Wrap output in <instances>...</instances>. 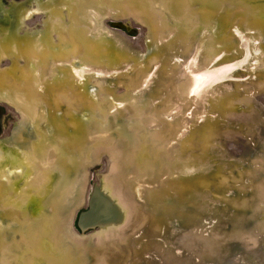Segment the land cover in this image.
Wrapping results in <instances>:
<instances>
[{
    "label": "bare ground",
    "instance_id": "6f19581e",
    "mask_svg": "<svg viewBox=\"0 0 264 264\" xmlns=\"http://www.w3.org/2000/svg\"><path fill=\"white\" fill-rule=\"evenodd\" d=\"M36 1L31 4L28 0H8L7 4H4L3 0H0V18L5 19L4 22H0V60L2 57L9 58L8 64L6 63L8 66L4 67L0 64V93H12V89L16 88L15 80L18 74L22 75V78L28 79V76H31L42 79V82L38 81V83L31 78L27 92L30 98L38 96L37 100L44 102L40 107L41 112L44 114L46 109L49 110L47 113L50 118L47 123L50 130L47 131L45 125L43 133L39 131L41 138L33 146L35 152L33 154L31 146L29 144L28 146L25 139L22 140L20 137L23 135L20 134L23 128L27 133L32 129L24 127L27 126L28 117L23 113L12 111L11 108L8 110L16 117L14 118L16 121L11 122L9 131L0 136V224L2 225L0 241L6 240L5 247L22 248V252L28 255L37 248L35 243L40 242L37 236L40 232L54 241V248L51 247L50 250L46 247L47 253L44 252L45 248L36 249V255L39 256L40 261L46 264H237L236 259L233 260L237 256L242 257L246 263L256 262L260 257L256 252L261 243L264 245V232L261 231L264 220L257 224L252 222L254 218L264 217V169L257 171L252 167L255 163H264V60L262 61L264 41L255 36L252 31H264V15L260 13L261 8H264V0H251L249 3L251 9L247 11L244 9V3L248 1L243 0H198L195 7H192L193 4L188 0L184 11H182L180 0L166 2L159 0L163 1L162 5L157 6L159 10L170 12L169 16L173 17L178 27L168 39L164 40L160 37L157 41L155 39L153 44L146 41L151 26L146 19L153 22V16L134 14L133 18L136 20L134 25L141 30L139 36L129 38L114 35V38L106 44L102 43V40L94 41L93 37L89 36L91 33L97 35L93 26L90 27L87 23L85 25L82 23V26L79 24V21L85 19L87 14L93 16L94 12L88 11L89 13L86 14L87 5L101 8L108 3L116 11L114 13L116 16H122L130 13L132 9L130 4L133 3L139 4V8L148 5L149 8L156 10L152 5L153 0H129L126 4H117L115 0ZM235 5L237 8L233 7ZM45 7L53 10L58 7V11L54 12L56 15L44 27ZM124 7L127 9H123ZM141 8L144 10L143 7ZM178 12L184 14L176 15ZM105 17L102 16V19ZM192 17L194 19H191ZM29 18H34L32 23ZM64 20H68L69 23L64 25ZM255 20L256 23H253ZM37 22L40 25H36ZM183 24L188 26L187 35L190 34V28L196 26L200 28L196 35L198 39L193 41L190 56L187 55L190 50L185 51V38L188 36L182 29ZM251 24L254 27H251ZM259 25L261 28L256 27ZM157 29L156 26L153 35H156ZM44 30L45 33H42ZM50 30L52 33H49ZM98 35L101 34L98 32ZM240 38L250 47L249 58L235 65L221 64L222 59L229 60V56L232 55L227 50L226 46H229L227 44L234 40L238 41ZM62 43L69 45L74 54V58L69 63L76 65L73 70L58 64V61H65ZM163 44H166L165 47L170 51L162 54L159 59L155 48L158 46L160 48ZM223 44L225 45L222 46ZM101 46L106 50L100 48ZM218 49L223 51L222 59L215 55L211 60L204 58L206 53ZM253 49L258 51L257 54L252 51ZM17 51L24 54L17 55L15 53ZM28 53L36 57L33 64L37 67L46 66L45 62L48 59L50 61V58H54V61H51L48 65L49 69L47 71L43 69L42 75L38 77L28 68L34 66L32 64L30 66L26 59ZM149 54H152L151 58H154L145 59ZM102 55L111 60L103 69L100 65L96 66L100 58L104 57ZM131 56L132 59H130ZM178 58L185 61L184 69L178 71L183 76V81L177 82V90L180 94L188 95L197 87L194 78L189 74L191 68L198 69V67L206 66L207 69L203 70L205 76L212 74L217 76L212 84H208L199 92L204 99L203 103L199 96L194 94L196 100L194 103L200 109L197 115L190 116L183 126L177 128L176 120L182 118L181 105L183 104L178 99L174 102L172 112L162 115L161 120L159 119V122L150 129L145 130L136 125L137 123H133V126L121 123L120 126L115 127L116 121L125 117V111L135 118H139V114L143 113L148 116L147 113L151 109L158 110L164 98L174 95L171 85L174 83L173 80L176 83L179 78V75L176 76L173 71L178 70L179 66L176 65ZM85 59L90 64V69L86 72L82 67L85 65ZM115 59L118 60L115 62ZM125 59L128 61L124 63ZM211 66L217 68H213L212 73H209ZM250 68H256L258 73L248 74L247 70ZM221 69L228 70L226 76L219 75ZM149 71L153 73L147 81ZM231 73L232 75H229ZM14 75H16L15 80ZM58 78H63V82L54 83ZM27 81H24L22 88L27 87ZM114 81H118V87L111 83ZM85 84L103 87L105 92L99 95L95 91L81 92V86ZM143 84L145 87H142ZM222 86L229 88L228 94L225 95L228 98L219 96L218 103L211 101L210 95L222 93L221 90H217ZM162 92L163 94L159 95ZM104 95H108V103L101 99ZM127 96L129 98H126ZM141 98L143 100L138 102ZM113 101L125 109L109 111L114 104ZM28 107L31 108V106ZM203 108L205 110L202 111ZM34 113H37V110ZM206 114L217 115V118L220 117L224 121L217 122ZM236 124L237 126H234ZM101 130L106 132L100 133ZM91 135L94 137H90ZM147 135L149 139H146ZM239 138L245 140V144L239 151L228 147L231 144H227L229 140L236 141ZM140 139L148 141L144 143ZM96 144H100L98 152L104 151L107 155L109 162L108 160L106 162L109 165L105 164L104 170L100 171L101 175L99 174L100 177H98L102 181L98 179L96 181L93 199L90 198L92 202L90 201L91 205L88 207L90 211H84L80 219L81 230L126 225L122 230L123 238L117 235L120 240L113 245L103 246L105 249L100 254H92L88 249L83 253L71 250L66 243L67 239L64 238L60 242V237L57 235L59 230L64 234L70 233L69 235L73 237L71 233L73 227H67L68 221L74 209L80 207L79 205L82 206L84 201L85 181L88 177L87 165L96 162L92 155L93 146ZM16 145H22L23 151H18ZM137 150L139 156L143 157L140 164L136 162V155L133 152L135 151L136 154ZM159 154L161 158L158 159ZM35 155L50 163L48 167H45L46 171L58 172L59 176L55 179L50 178L49 183L41 176L33 177V164H37ZM162 155H164L163 158L168 157L165 158L167 161L162 158ZM169 155L172 156L169 157ZM170 158H173L175 163H183L184 166L178 167L186 174L176 172L170 166ZM208 160H213L215 173H206V170L212 166ZM144 162L156 165L152 174L147 173L150 169L143 165ZM203 163L206 164L204 167L201 166ZM138 165L140 168L143 165L141 169H145L146 174L136 178L130 185V189L125 192L122 189L124 180L128 176L137 174ZM41 169L43 168L39 170ZM257 172L260 173L257 174ZM198 175H201V179L197 180ZM108 177L111 178L108 179ZM30 178L33 180L30 181ZM102 183L108 185L109 193L118 194L117 204L114 202V195H110L111 198L106 195V190L105 193L103 192ZM51 184L53 185L50 192L52 202L49 200L46 206L31 193L23 195L18 205H12L6 200L12 195L19 194L26 185H31V189L40 186L43 190L45 188L50 191ZM252 191L257 192L263 204L258 202L255 205L258 200L252 198L243 207L234 205L240 201L245 202L246 194ZM137 192L146 195L145 203H142L140 197H136ZM70 200L74 202L71 206ZM121 204L124 205L123 210ZM34 208L39 211L36 212L37 215L33 214ZM254 208H257L255 212ZM246 212H250V216L241 214ZM47 213L53 219L61 216V220L56 225L52 222L47 224L49 218L46 216ZM205 213L213 214L211 223L214 225L211 224L209 229L203 221L194 223L200 219L199 215ZM234 213L237 216H233ZM116 215H118L117 218ZM8 217L12 219L11 221H15L13 227L16 231L6 225ZM219 218L224 220L215 223L214 221ZM228 219L232 220L229 224ZM117 220L119 223L115 224ZM42 221L45 226L41 229ZM169 221L173 223V226L181 227V230L170 229L173 226ZM98 224L101 225L98 226ZM186 225L192 227L187 234H184L182 228ZM255 225H258L257 229L254 228L257 227ZM51 226L54 227L49 230ZM226 226L229 228L220 230ZM216 227L219 229L214 232ZM174 228L178 229V227ZM141 231L143 233L136 238ZM75 234L78 237L76 232ZM53 236L55 238H52ZM104 237H106L104 240L107 239V236L104 235ZM73 238L75 239V236ZM133 238L136 239L132 241ZM109 240L112 239L109 238ZM1 242L3 244V241ZM174 245H177L179 249L177 253L171 250L176 248ZM190 246L192 249L189 248ZM58 247L61 254L55 257L51 252ZM236 251L241 254L232 257L230 261L229 255ZM67 253H70V257H67ZM102 254L106 256V260L103 259ZM10 262L11 264L24 263V261L21 263L18 257ZM4 263L7 264L6 261Z\"/></svg>",
    "mask_w": 264,
    "mask_h": 264
},
{
    "label": "rangeland",
    "instance_id": "374dc122",
    "mask_svg": "<svg viewBox=\"0 0 264 264\" xmlns=\"http://www.w3.org/2000/svg\"><path fill=\"white\" fill-rule=\"evenodd\" d=\"M16 1H21V0H16ZM28 1H30L31 2V4H33V3H35V1L36 0H28ZM127 1H129V0H118V1H116L115 0V3H120V4H126L127 3ZM188 0H180V3H181V8L183 9L182 11H184V9L186 8V2H187ZM197 1L198 0H196V2L195 3H193V6L192 7H195V5L197 4ZM3 2H4V4H7V2H8V0H3ZM38 1H36V3H37ZM248 3H251L250 1H248ZM236 5H237V2L235 3ZM36 5H38V3L36 4ZM233 6L234 8H237V6ZM32 6V5H31ZM105 7L104 8H95V6H93V5H87L85 8H86V14L87 13H89V12H94L92 15L93 16H90V14H87L86 15V18L85 19H82L81 21H79V24H81V26H82V23H83V25H85V23H87V24H89V26L90 27H94V29H95V31L94 32H96L97 33V35H93L92 33V35L90 34L89 36H92L93 38L92 39H94V41L96 40V41H100V40H102V43H109L110 42V40L111 39H113L114 38V35H115V37L116 36H118V37H123V36H125V37H129V38H135V37H138L139 36V34H140V32H141V30L137 27V25H131L132 23H131V20H132V22H133V24H134V22L136 21L134 18H133V15L135 14H138V13H140V14H142V15H144L145 17H149V16H153V18H155L156 19V22H158V24H159V19L158 18H156L155 17V15L154 14H156V13H154V12H160V13H162V19H163V21H164V23H165V27H164V29H167L166 31H159V34H160V37L162 38V36H163V38L162 39H164V40H166V39H168V37H170V36H172L174 33H175V30L177 29V27H176V25H175V21L173 20V17L171 16H169V13L170 12H167L166 10L164 11V10H159V9H156V10H154V9H152V8H149L150 6H148V5H146V6H141V7H143L144 8V10H142V8L140 9L138 6H139V4H135V3H133V4H130V8H132L129 12L132 14H129V13H125L124 15H122V16H116V14H114V13H116V11L114 10V8L112 7V5H110V4H106V5H104ZM127 7H128V5H126ZM38 8V7H37ZM149 8V9H148ZM147 9L149 10V11H147ZM186 10V9H185ZM30 11V10H29ZM55 11H58V7H55V10H53L52 8L51 9H49L48 7H45L44 8V13L46 14V17H45V21H44V24H43V26L45 27V25H46V23L50 20V21H52L51 19H52V17H54L56 14L54 13ZM89 11V12H88ZM152 13H151V12ZM181 11V10H180ZM59 12L61 13V10H60V8H59ZM148 13H149V15H148ZM180 12H178V13H176V15H179V16H182L184 13H181V14H179ZM89 15V16H88ZM106 17H105V16ZM167 15H168V17H167ZM102 16L103 17H105L104 19H102ZM256 16V15H255ZM135 17V16H134ZM191 17V16H190ZM257 18H259V16H256ZM132 18V19H131ZM191 19H194V17H192ZM4 18L2 19V18H0V22L2 23V22H4ZM33 20H34V18H29V21H30V23H32L33 22ZM103 20V21H102ZM102 21V22H101ZM146 21L148 22V24L150 25V23H151V21L149 20V19H146ZM18 21H16V23H17ZM64 22V25H67L68 23H69V21L68 20H64L63 21ZM169 22L171 23V24H169ZM262 22H263V20H262ZM189 23V22H188ZM62 25H63V23H61ZM36 25H40L38 22L36 23ZM62 25H60V26H62ZM125 25V26H124ZM184 25V24H183ZM182 25V29H183V31H184V33L187 35V32H189L188 31V26H186V24L183 26ZM168 26V27H167ZM156 26L155 25H153V26H150V31H149V36H148V39L146 40L147 41V43H151V44H153L152 42H155V39H156V41H157V38H156V35L154 34L153 35V33H154V28H155ZM59 28V27H58ZM113 29V30H112ZM54 30V29H53ZM89 30V29H88ZM115 30V31H114ZM52 33V31L50 30L49 31V33ZM98 32L101 34L100 36L98 35ZM117 32V33H116ZM42 33H45V30L42 32ZM120 33V34H119ZM111 34V35H110ZM113 35V36H112ZM152 35H153V37H152ZM188 36V35H187ZM124 37V38H125ZM106 38V39H105ZM144 39H146V38H144ZM198 39V38H197ZM191 40V37H186L185 38V43H186V50L185 51H187V49L189 48V41ZM208 40V39H207ZM109 41V42H108ZM63 44V46L62 47H64V50H63V57H64V59L63 60H65V61H58L59 63V65H65V66H68L69 67V69H71V70H73V69H75L76 68V65H72V64H69L70 62H71V59L72 58H74V54H72V50H71V47L69 46V45H66L65 43H62ZM101 45H103V44H101ZM52 46V45H51ZM69 46V47H68ZM104 46V45H103ZM103 46H101L100 48H103V49H105L106 50V48L105 47H103ZM34 47H35V45H34ZM52 47H54V46H52ZM191 47V46H190ZM36 48V47H35ZM102 49V50H103ZM255 54H257V50H252ZM216 54H215V57H218L219 59H222V56H223V51H222V49H218V50H216ZM17 55H23L24 53H20L19 51H17V52H15ZM35 53V52H34ZM212 53V52H211ZM211 53H206V55H204V58H208V56H209V54H211ZM152 54H149V56H147V57H145V59H148V58H151L152 56H151ZM245 52L244 51H242L241 52V55L239 56V57H236V58H234V59H232V60H226L225 58L224 59H222V63L221 64H223V65H226V64H230V63H237V62H242L243 60H244V58H245ZM102 56H104V55H102ZM248 57V56H247ZM35 58L36 57H32V54L31 53H28V56H26V59L29 61V63H30V66H31V64L32 65H34L33 63H35L34 61H35ZM133 57L131 56V58L130 59H132ZM143 58V57H142ZM154 58V57H153ZM153 58H151V59H153ZM214 58V57H213ZM213 58H211V59H213ZM249 58V57H248ZM110 58L109 57H101L100 58V60H99V62L96 64V66H101V68L103 69V68H106L107 67V63H108V61H111V60H109ZM211 59H209V60H211ZM49 60V59H48ZM47 60V61H48ZM264 59H262V61H263ZM6 61V62H5ZM8 61H9V58H7V57H2V59L0 60V64L3 66L4 65V67H6V66H8L7 64H8ZM45 62V65L46 66H44V67H37L36 65H34V66H32V68H30V67H28L31 71H33V73H35L36 75H38V77L39 76H41L42 75V73H43V69L44 70H48L49 68H48V65H49V63H51V61H54V58H50V61H48V62ZM124 61V63L126 62V61H128V59L126 60H123ZM144 61H146V60H144ZM2 62H4V63H2ZM7 63V64H6ZM141 63H143V62H141ZM57 64V63H56ZM84 64L85 65H83L82 67L84 68V72H86L88 69H90V64H88L87 63V60L85 59L84 60ZM204 65L205 64H207V63H203ZM79 65V67H80V64H78ZM212 67V66H211ZM213 68H217L216 66H213L210 70H212ZM207 69V67L206 66H202V68L201 67H198V69L197 68H191V69H189V74L190 75H192V77L194 78V80H195V86L196 85H200L201 84V82L202 81H206V76H205V73L203 72V70H206ZM247 72H248V74H254V72H257V69L256 68H250V69H248L247 70ZM258 73V72H257ZM15 76L16 75H14L13 76V78H14V80H15ZM18 77H17V79L15 80V82H16V88L15 89H13V91H11L12 93H10V94H5V93H0V136L2 135V134H4V133H6L7 131H9V129H10V125L13 123V122H15L16 120V117L13 115V114H10L9 112L7 113V112H5V106H7L9 109L8 110H10V108H11V110L12 111H14V112H16V113H19V114H25L28 118H27V126H24L25 128L26 127H28V128H32L31 130H29L28 128V132L29 133H27L26 131H25V129L23 128L22 129V131H21V133L20 134H23V135H21L20 137H21V139L22 140H24L25 139V142H26V144L28 145H30L31 146V148L33 149L32 150V152H33V154L35 153L34 152V145L35 144H37V142H39V139L41 138V135H39V131H41L42 129H44L45 130V125H46V127H47V131H49L50 130V128H49V124H47V123H49V120H50V118H49V116H48V111L49 110H47L46 109V112L43 114L42 112H41V109H40V107H41V105L42 104H44V102L41 100H37L36 98L34 99V98H30L29 96H28V92H27V88L30 86L29 85V83H31V78L35 81V82H38V81H41L42 82V79H39V78H33V77H31V76H28V79L27 78H22V75H20V74H18L17 75ZM197 78H199V79H197ZM28 80L27 81V83H28V85H27V87L24 89V88H22L23 86H24V81L25 80ZM39 79V80H38ZM63 78L62 79H60V78H58V79H56V81L54 82V83H62L63 82ZM65 82V81H64ZM39 83V82H38ZM172 90H173V88L174 87H176V90H173L172 91V93L174 94L173 96H171V95H168V96H170V98H164V101H162L161 102V104H160V106L158 107V110H155V109H151V111L149 112V113H147L148 114V116H145V113H143V114H139V118H135L134 116H129V113L128 112H124V114H125V117L122 119V120H118V121H116V123L117 124H115V127H118V126H120L119 124H121V123H126L128 126H133L134 124L133 123H137L136 125H138L139 127H141V128H143V129H150V127H152V126H154V125H156L158 122H159V119L161 120V116L162 115H167V114H169L170 112H172V110H173V107H174V102L175 101H177L178 99L180 100V101H182V105H181V107H182V118H178V120H176V122H177V128L179 127H181V126H183V123L185 122V121H187L188 120V118L190 117V116H192V115H197V112H199V108L195 105V103H194V101H196L195 100V97H194V91L192 90V91H190V93L188 94V95H184V94H180L179 93V91L177 90V83H172ZM32 89V88H31ZM221 90V92L222 93H220V94H218V95H210V100L211 101H213V102H215V103H218L219 102V99H218V97L219 96H225V95H227L228 93L227 92H229V88L228 87H226V86H222V87H218L217 88V90ZM82 91H91V92H96L98 95L99 94H103L104 92H105V89L103 88V87H93V86H91V85H83V86H81V92ZM178 92L179 93V98H177L176 97V94H175V92ZM25 93H27L26 95H25ZM211 93H214V92H211ZM108 95H104V97H101V99H104L105 101H106V103H108V97H107ZM224 98V97H223ZM225 98H228V96H225ZM2 100V101H1ZM141 100H143V98H141V99H139L138 100V102H141ZM222 101V100H221ZM2 102H3V104H2ZM115 101H113L112 103H114ZM37 103H38V105H37ZM90 104H92V102H89ZM3 105H5V106H3ZM35 105V106H34ZM28 106H32L33 108H34V112H36V110H37V113H34V112H32L31 110H30V107H28ZM53 108V107H52ZM52 108H50V111L52 112ZM147 108H149V107H147ZM125 108L124 107H122L120 104H116V103H114L113 104V106L111 107V108H109V111H114V110H124ZM203 110H205V108H203L202 109V111ZM147 111H149V109H147ZM156 111V112H155ZM90 113H91V111H90ZM34 114H36V115H34ZM133 115V114H132ZM206 115H208V117H212L214 120H216L217 122H220V123H223L222 121H224V120H221L220 119V117H218L217 118V115H209V114H206ZM216 116V118H214ZM15 118V119H14ZM42 119V121H40ZM134 119H135V121H134ZM36 121V123L38 122V124H42L41 126H40V130H38V131H36L35 130V128L33 127V122H35ZM12 122V123H11ZM71 123V122H70ZM200 124V123H199ZM234 126H237V124L236 125H234ZM185 127H186V125H185ZM190 127V126H189ZM155 128V127H154ZM188 128V127H187ZM102 131V132H101ZM100 131V133H104V132H106V130H101ZM108 131V130H107ZM26 132V133H25ZM99 133V132H98ZM25 137V138H24ZM90 137H94V135H91ZM91 139V138H90ZM146 139H149V136L147 135V137H146ZM239 140V141H238ZM140 141L141 142H144V143H146L147 141H145V140H143V139H140ZM98 142V141H97ZM231 143V144H230ZM227 144L229 145V146H231V147H233V148H236L238 151L241 149V147L245 144V140H244V138H239V139H237L236 141H234V140H229V142H227ZM28 145V146H29ZM233 145V146H232ZM160 146V145H159ZM150 147V146H149ZM183 151H184V149H183ZM190 151V150H189ZM62 152V151H61ZM40 155V154H39ZM107 156V155H106ZM162 156H164V155H162ZM87 158V157H86ZM106 160H108L109 161V159L108 158H106ZM106 160L104 159V160H102V161H96V162H93V163H90V164H88L87 165V171H88V177H86V181H85V185H86V189H85V197H84V201H83V203H82V206L81 205H79L80 207H76L75 209H74V211H73V213L71 214V216H70V218H69V221H68V223H69V227L70 228H72L71 229V233H72V235H73V237L75 236L76 237V234H75V232L77 233V238H75L76 240L78 239L80 242H84V241H86V240H88L87 241V243H82L81 245H80V247H78V249H76L75 247H71L70 249L71 250H76L77 252L79 251V252H81V253H83V252H87L86 250L88 249V250H91L90 251V253H98V254H100V252H102V250H104L105 249V247H107L108 245H113V244H115L116 242H117V240H120V238L118 237L117 238V235H120L121 236V239L123 238L122 237V235H124L123 233V229H125V227H126V225H124V226H115V227H110V228H108V227H97V229H98V231H97V229H92V228H87L86 230H81L80 229V227H79V225L78 224H80V219H81V216L83 215V213H84V211H90V209H88V207L91 205L90 203L92 202L91 200L93 199V193H94V190H95V185H96V181H97V179L100 177V171L103 169L104 170V168H103V166L106 164ZM235 160V159H234ZM213 160H208V162H211V168H208L207 170H206V173H215V164L212 162ZM35 162L37 163V164H33V177H42L43 179H45L44 181H48V183H49V179L50 178H57L59 175V173L57 172V173H55V172H48V171H46V169L47 168H45L46 166L48 167V165L50 164V163H48V161L46 162L44 159H39V157H37L36 155H35ZM143 165L144 166H146V167H148L149 169H150V171H148L147 173H150V174H152L153 172V170L154 169H156V165L154 164V163H151V162H144L143 163ZM206 164H202L201 166H205ZM237 165H238V163H237ZM158 166V165H157ZM37 167V168H36ZM168 167H170L169 165H168ZM233 169H234V164H233ZM235 167H236V165H235ZM40 168H43V169H41V170H39ZM86 168V167H85ZM252 169L254 170H257V171H260V170H263L264 169V163H255V164H253V167H252ZM159 171V173L161 172L160 170H158ZM162 173V172H161ZM260 172H257V174H259ZM100 174V175H99ZM203 174V173H202ZM35 175V176H34ZM86 176H87V174H86ZM99 176V177H98ZM171 176H173V175H171ZM198 178H197V180L198 179H201V175H198L197 176ZM109 178H111V177H108V179ZM31 180H33V179H31L30 178V181ZM30 181L28 182V184L30 183ZM114 184V183H113ZM50 191H47V189H45L44 188V190H43V188H41L40 186L38 187V188H33V189H31V185H26L24 188L25 189H23V190H20L19 191V194H16V195H12L11 197H8V198H6V200H7V202H9V203H11L12 205H18V204H20V202H21V200H22V196L23 195H27V194H29V193H31V195H34L35 194V196L36 197H38V201L40 202V203H42V205H45L46 206V203L51 199V188H53V185L51 184L50 186ZM93 187V188H92ZM102 188L103 189H106V190H108V185L107 184H105V183H102ZM205 188V187H204ZM92 189V190H91ZM37 192H36V191ZM35 192V193H34ZM110 192V191H109ZM254 193V194H253ZM43 194V195H42ZM252 195H254V196H252ZM92 197V199H90ZM252 198H254V199H256V200H258L257 202H262L261 201V199L260 198H258V194H257V192H255V191H252V192H250V193H247L246 194V196H245V198H244V200H245V202H242V201H240V202H238V203H235L234 205H236L237 204V206H241V207H243V206H245L247 203H248V201L249 200H251ZM55 200H56V198H55ZM91 201V202H90ZM50 202H52L51 200H50ZM213 202H214V200H213ZM241 203V204H240ZM263 203V202H262ZM69 204H70V206L71 205H73L74 204V202L73 201H71L70 200V202H69ZM2 207H4V206H2ZM33 211H35L33 214H35V215H37L38 213H36V212H39L38 210H36L35 208L33 209ZM76 212V213H75ZM242 215H245V216H250V212H246V213H241ZM249 214V215H248ZM207 216L205 217V220H207V221H203V220H201V219H197L194 223H196L197 221H203L204 222V225L206 226V225H208V224H206V222H209V224L211 223V220L213 219V214H211V213H207L206 214ZM46 216H48L49 218H48V220H47V222L48 223H55V225L59 222V220H61V216L60 217H54V220H53V218H51L52 216H50V214L49 213H47V215ZM233 216H237V214L236 213H234L233 214ZM232 216V217H233ZM114 217V216H113ZM112 217V218H113ZM118 217V215H116V218ZM56 218H57V220H56ZM60 218V219H59ZM63 218H64V216H63ZM62 218V219H63ZM115 218V219H116ZM103 219H105V218H103ZM232 219V218H231ZM231 219H228V224L232 221ZM12 219H9V217L7 218V223H6V225H8V226H11L12 228L11 229H13V231H16L15 229H14V223H15V221L13 220V221H11ZM264 220V217H258V218H254V220H253V224L254 223H258V222H262ZM216 221V220H215ZM214 221V222H215ZM46 222V223H47ZM115 222H117V223H115V224H118L119 223V220H117V221H115ZM213 222V223H214ZM172 223V222H171ZM199 223V222H198ZM216 223V222H215ZM61 224H62V222H61ZM173 224V223H172ZM200 224V223H199ZM212 224V223H211ZM101 225V224H100ZM99 224H98V226H100ZM255 226H257V227H254V228H258V225H255ZM0 227H2V225L0 224ZM54 227V226H53ZM52 226L51 227H49L50 229H52L53 228ZM174 227H178V229H176V228H174ZM192 226H185V228H182V233H184V234H187V232H189L190 231V228H191ZM114 228H116V229H114ZM173 229H175V230H181V227H179V226H173L172 227ZM229 228V226H226V227H222L220 230H223L224 231V229H228ZM76 229V230H75ZM90 229V230H89ZM119 229V230H118ZM217 229H219V228H217ZM95 230V231H94ZM106 230V231H105ZM219 230V231H220ZM59 231V230H58ZM87 231V232H86ZM97 233V237H96V240H94V238H93V236H94V233ZM102 232H104V234L102 233ZM106 232V233H105ZM78 233H79V235H78ZM87 233H89L88 235H87ZM111 233V234H110ZM34 234V233H33ZM39 234V236L41 237V238H45V241H46V243H47V240L48 241H50V242H48V244L50 243V245L48 246L49 247V249L51 250V247L52 248H54L53 246H54V241H52V239H50L45 233H43V235H42V233H38ZM109 236H108V235ZM23 235V234H22ZM58 235V234H57ZM96 235V234H95ZM100 235H101V237H104V235L105 236H107V239H105L103 242L102 241H100L99 239H100ZM112 235V236H111ZM59 236V235H58ZM57 236V237H58ZM99 236V237H98ZM39 237V239H40V241H42V239ZM60 237V236H59ZM82 237V238H81ZM84 237V238H83ZM110 239H112V240H109V238ZM24 238V237H23ZM28 237L26 236V239H27ZM93 238V239H92ZM104 238H106V237H104ZM25 239V238H24ZM25 239V240H26ZM67 239V238H66ZM1 241H3V244H4V246H3V244H1L2 242ZM1 243H0V250H2L1 252H0V258H1V256H5L4 258H5V261H6V263L7 264H11V260H14V258L15 257H18V259H19V261L22 263L23 261H24V263L23 264H28V261L30 262V260H32L31 261V264H42L43 262L42 261H40V259H39V256L38 255H36V254H34V255H32L33 254V251L31 252V253H29L28 255H26L24 252H22V248L21 249H16V248H14V247H10V246H8V247H5V245L7 246V242H6V240L5 239H1ZM20 242H22V240H19ZM27 241V240H26ZM61 241H63V240H61ZM60 241V242H61ZM78 241V243H80ZM93 241V242H92ZM99 241V242H98ZM108 241H110V242H108ZM114 241V242H113ZM6 244H5V243ZM35 242V241H34ZM69 242V241H68ZM94 243V244H93ZM96 243H97V245H96ZM12 244V243H11ZM47 244V245H48ZM46 245V246H47ZM68 245V244H67ZM4 248H3V247ZM103 246H105V247H103ZM44 249V248H43ZM132 249H134V251H136L135 250V248H133L132 247ZM60 250V248L58 247V248H55L54 249V252H51L52 254H53V256H60V254H56V251H59ZM35 251V253H36V249L34 250ZM13 257V259H11ZM27 257V258H26ZM102 257H103V259L104 260H106L105 259V257L106 256H104V254H102ZM101 257V258H102ZM3 258V257H2ZM54 258V257H53ZM37 262V263H36ZM46 264V263H45ZM54 264H58V263H54Z\"/></svg>",
    "mask_w": 264,
    "mask_h": 264
},
{
    "label": "water",
    "instance_id": "95a60500",
    "mask_svg": "<svg viewBox=\"0 0 264 264\" xmlns=\"http://www.w3.org/2000/svg\"><path fill=\"white\" fill-rule=\"evenodd\" d=\"M154 2H153V7L155 8V9H159L157 6H159V5H162L163 3V1H159V0H153ZM167 0H164V2H166ZM243 1H245V2H247V1H251V0H243ZM196 2V0H189V3H191V4H193V3H195ZM98 3V2H97ZM109 3H110V1H109ZM106 5V4H105ZM244 9H246V11L249 9H251L250 8V4L249 3H244ZM102 8H104L105 6H101ZM123 9H127V7H124ZM172 9H173V6H172ZM245 11V10H244ZM154 13H156V14H154L155 15V17L156 18H158L159 19V24H158V22H156V19L154 18V21L153 22H151L150 23V25L151 26H153L154 24H156V26H157V32H156V35H157V40H159L160 39V34H159V31L161 30V31H166L167 29H164V22H163V19L161 20V18H162V15H160V12L158 11V12H154ZM260 13L261 14H263L264 15V8H261V10H260ZM129 14H131V13H129ZM132 15V14H131ZM173 15V14H172ZM133 17H134V15H133ZM167 17H168V15H167ZM132 19V18H131ZM103 21V20H102ZM101 21V22H102ZM131 25H134L133 24V22L131 21ZM253 23H256V20L255 21H253ZM169 24H171L170 22H169ZM250 25V24H249ZM260 26V25H259ZM259 26H256V27H258V28H261V26L259 27ZM168 27V26H167ZM251 27H254V25H252L251 24ZM159 28H161V29H159ZM140 29V28H139ZM237 30V29H236ZM200 31V28L199 27H192V28H190V34H188V36L189 37H191V40H190V42H189V46H191V47H189L188 49H187V51L188 50H190V52L187 54L188 56H190L191 54H192V50H193V41L194 40H196L197 39V36L196 35H198V32ZM252 33H254L255 34V36H257V37H259L260 39H262L263 41H264V31L262 30H254V31H252ZM162 38H163V36H162ZM158 42H160V41H158ZM165 45L166 44H163V46L161 45L160 46V48H159V46L158 47H156L155 48V50H156V53H158V56H159V59H161V56H162V54H164L165 52H168V51H170L167 47H165ZM225 44H223L222 46H224ZM227 45H229V46H226L227 47V50H228V52H231L230 54H232L231 56H229V60H232V59H234V58H236V57H239L240 55H241V52L242 51H244L245 52V58H244V60L245 59H247V56L249 57V46L248 45H246V43H245V41H243L241 38H240V40H234L232 43H228ZM162 47V48H161ZM160 49H162L161 51H160ZM233 51H235L234 53H233ZM217 52L216 51H213L211 54H209V56H208V58L209 59H211V58H213V56L216 54ZM229 54V53H228ZM184 56H186V55H184ZM118 59H115V62L117 61ZM243 60V61H244ZM230 64H232V65H235L236 63H230ZM237 64H239V63H237ZM176 65H178L179 67H178V70H173L174 72H175V75L176 76H178L179 78H178V80H176V83L178 82V81H183L182 80V78H183V76H181V74L178 72L179 71V69L180 70H183L184 69V65H185V61H184V59H182V58H178V60L176 61ZM153 71H155L154 69H153ZM211 72V70H209V73ZM153 72L152 71H149L148 72V74H149V76H148V79H147V81H149L150 79V75L152 74ZM179 73V74H178ZM212 73V72H211ZM228 73V70H223V69H221L220 70V73H219V75L221 74L222 76H226V74ZM154 75V74H153ZM229 75H232V73L231 74H229ZM175 76V77H176ZM211 76H213L212 78H211ZM215 76V77H214ZM174 77V78H175ZM216 75H214V74H212V75H206V81H202L201 82V84L200 85H197V87H196V89L194 90L195 91V93L194 94H196L197 96H199V99L202 101V103H203V101H204V99H203V97H201L200 95H199V92H201V89L202 88H205L208 84H212L214 81H215V79H216ZM197 79H199V78H197ZM153 80H154V78H153ZM118 81H114V82H111L113 85H118V83H117ZM173 82L175 83V80H173ZM206 83V84H205ZM118 87V86H117ZM142 87H145V84H143V86ZM10 89H12V87L10 88ZM13 90V89H12ZM173 90H176V87H174L173 88ZM220 91V90H219ZM34 93H36V92H34ZM163 94V92L162 93H160L159 95H162ZM175 94H176V97L177 98H179V93L176 91L175 92ZM38 96H36V97H33L34 99L36 98V99H39V98H37ZM126 98H129V96H127ZM37 105H38V103H37ZM3 106H5V105H3ZM35 106V105H34ZM5 108V112H7L8 113V107L7 106H5L4 107ZM30 110L32 111V112H34V108L31 106V108H30ZM35 115V114H34ZM40 121H42V119L40 120ZM42 124H38V122L36 123V121L35 122H33V127L35 128V130L36 131H38V130H40V126H41ZM212 126H214L213 124H212ZM43 131H44V129H42L41 131H40V133H43ZM94 132H97V130L95 131L94 130ZM137 137L139 138V135L137 134ZM96 140L97 139H99V138H95ZM99 145L100 144H96V145H94L93 146V148H94V152H93V156H94V158H95V161H102V160H106V158H108L106 155H105V153H104V151L103 152H98V148H99ZM17 146V150L18 151H23V147H22V145H16ZM229 148L231 147V146H228ZM96 148V149H95ZM134 152V155H136L135 157H136V162L137 163H139V162H142L143 161V157H140L139 156V152H138V150H137V153L135 154V151H133ZM159 155H160V157H159ZM158 155V159L159 158H161V154H159ZM172 155H169V157H171ZM154 158V157H153ZM152 158V159H153ZM162 158H163V156H162ZM168 158V157H164L163 159L165 160V161H167L166 159ZM90 162V161H89ZM109 162V161H108ZM170 166L171 167H173L174 169H175V171L176 172H178L179 174H186L184 171H180L179 170V167L178 166H180V165H183L184 166V164L183 163H181V162H179V163H175V161H173V158H170ZM89 164V163H88ZM106 164H107V162H106ZM140 164V163H139ZM109 165V163L107 164V166ZM142 167H143V165H142ZM141 167V168H142ZM182 167V166H181ZM140 168V166L138 165V167L136 168L137 169V174L135 175V176H128L125 180H124V185H123V187H122V189L125 191H128L127 189H130V185H132L133 184V182L136 180V178H139V177H141L142 175H144L145 176V174H146V170L145 169H141ZM180 171V172H179ZM190 173V172H189ZM246 176V175H245ZM244 176V177H245ZM243 177V178H244ZM241 178V177H240ZM239 178V179H240ZM238 179V180H239ZM98 180H101L102 181V179L101 178H98ZM249 181H251V179H249ZM246 184V183H245ZM105 190L106 189H104L103 190V192L105 193ZM123 190H122V193H123ZM125 191V192H126ZM130 191V190H129ZM124 192V193H125ZM106 195L108 196V197H111L110 195H114L113 196V198H114V202H115V204H117L116 202H118V194H115V193H109L107 190H106ZM136 197L137 198H141V201H142V203H145L144 202V200L146 201L147 200V198H146V195H141L139 192H137L136 193ZM112 198V197H111ZM211 200V199H210ZM213 200V199H212ZM207 202L206 200H203V202ZM256 204H258V202H256L255 203V205ZM261 204H263L262 202H261ZM122 205V210L124 209V205L123 204H121ZM257 208H254L253 210H254V212H255V210H256ZM124 212H126L125 210H124ZM125 214H127V212L125 213ZM199 215V214H198ZM207 215H206V213L205 214H203V215H199V217H200V219H202L203 221H207V220H205V217H206ZM50 219V218H49ZM54 220V219H53ZM222 220H224V219H218L217 221H215V222H222ZM45 221V220H44ZM44 221H42L40 224H41V226H40V228L42 229L43 228V226H45L44 224H42ZM49 222V221H48ZM47 222V224H49ZM100 222L103 224V222L100 220ZM170 223H171V221H169ZM206 224H208L207 226H208V229L211 227V223L209 224V222H206ZM79 225V227H80V229H82V227L80 226V224H78ZM100 225V224H99ZM214 224H212V226H213ZM239 225H240V223H239ZM242 225V224H241ZM171 226H173V224L171 223ZM67 227H69V226H67ZM58 228V227H57ZM242 228V227H241ZM40 229V230H41ZM49 230H50V228H48ZM170 229H172V227H170ZM68 230H69V228H68ZM216 230H217V227H216V229L214 230V232H216ZM261 231L262 232H264V225L263 226H261ZM143 233V231H141L139 234H138V236H136V238L138 237L139 238V236L141 235ZM38 234V233H37ZM56 234V233H55ZM57 234L60 236V241L61 240H64V238H67V241H69V242H66V243H68V246H70V247H75L76 249H78V247L83 243H87V241L88 240H86V241H84V242H80L78 239L76 240V239H74L72 236H70L68 233H66V234H64V232H62V231H58L57 232ZM96 234V235H95ZM38 237H40L39 236V234L37 235ZM56 236V235H55ZM55 236H53L52 238H55ZM18 237V236H17ZM96 237H97V233H94V236H93V238H94V240H96ZM41 238V237H40ZM75 238H77V237H75ZM136 238H133L132 239V241L133 240H135ZM42 239V241H40V242H38V243H35L36 244V249H38V250H40V249H43V248H45L46 249V247H48L49 245H50V243L48 244V242H50V241H48L47 240V243H46V241L44 240L45 238H41ZM102 240H104V237H100V241H102ZM78 241L80 242V243H78ZM172 241V240H171ZM262 242V241H261ZM48 244V245H47ZM65 244V243H64ZM47 245V246H46ZM65 246V245H64ZM176 248L175 249H171V250H173L174 251V253H177L176 251L178 250L179 251V249H177L178 247H177V245H174ZM70 247H68L69 249H70ZM190 249H192V246H190L189 247ZM264 245H263V243H261L260 244V248L257 250V256L259 257V259L258 260H256V262L254 261V262H252V261H250L249 263H246L245 261H244V259L242 258V257H240V256H237V254H241V253H238V251H236L235 253H233L232 255H229V258H230V261H232V257H235V256H237V258H233V260H235V263H237V264H264V260H261L262 258L264 259ZM46 251V252H45ZM44 252L45 253H47L48 251H47V249L46 250H44ZM44 252H42V253H44ZM63 252V251H62ZM34 254H36L35 253V251H33V254L32 255H34ZM56 254H61L59 251H56ZM68 254V256L67 257H70V253H67ZM177 255V254H176ZM3 257V258H2ZM5 256H1V258H0V264H5L4 262H5V258H4ZM74 257V256H73ZM254 258L256 259V256H254ZM213 260V259H212ZM229 260V259H228ZM213 261H215V260H213ZM43 262V261H42ZM194 262H196V261H194ZM29 264H30V262H28ZM43 264H45L44 262H43Z\"/></svg>",
    "mask_w": 264,
    "mask_h": 264
}]
</instances>
